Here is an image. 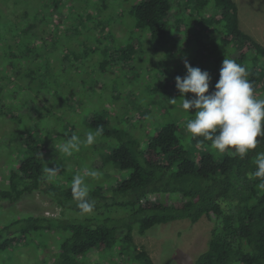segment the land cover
<instances>
[{"label": "trees", "instance_id": "16d2710c", "mask_svg": "<svg viewBox=\"0 0 264 264\" xmlns=\"http://www.w3.org/2000/svg\"><path fill=\"white\" fill-rule=\"evenodd\" d=\"M23 1L27 5L25 10L18 7ZM28 1L0 0V5L10 3L13 12H19L16 14L19 18L13 19L16 31L3 32L5 35L0 36V40L4 38L0 55L5 58L1 68L8 66L16 80L29 79L28 86L38 89V97L43 92L59 99L63 90H59L57 87L61 84L56 83L62 59L57 62L56 51L49 50L45 56L40 49L56 39L57 24L66 18L57 16V11L67 1L45 0L43 5L48 13L33 11ZM131 12L137 30L147 31L157 44L168 39L179 41L188 27L195 26L196 34L211 45L209 61L218 65L210 73L209 92L215 90L222 62L228 57L246 68L247 78L254 82L257 94L264 97V46L242 31L234 0H139ZM1 20L0 16V24ZM134 43L122 49V56L128 53L126 58L131 57L137 49ZM229 48H233V52H227ZM75 59L81 57L74 55ZM38 84L40 88H36ZM171 88L174 94L179 93L176 82ZM31 94L35 95L34 89ZM8 97L14 99L15 95ZM154 106L157 108L156 103ZM9 112L12 116L11 110ZM142 113L146 116L145 111ZM32 117L31 125L47 119L46 115L36 113ZM190 117L187 114L182 122L187 123ZM155 124L156 127L148 130L139 124L131 129L127 124L126 127L115 126L114 119L107 114H95L87 125L92 131L103 126L100 136L108 140L103 164L120 176L117 184L108 188L101 184L91 187L95 209L81 216L72 202L71 180L60 186L47 182L49 189L44 193L73 216L30 215L13 219L0 227V253L17 248L33 233L57 232L61 235V245L53 264H70L74 258L91 251L99 259L105 250L113 254L120 251L132 264H154L149 254L135 245V232L145 235L158 225L181 220L196 224L207 217L214 223L211 237L207 249L193 264H264V190L256 187L258 180H250L248 176L255 171L252 163L255 151H264V142L240 160L227 153H216L211 142L203 138L189 139L178 122ZM36 127L26 128L20 139L24 156L10 174L8 188L0 187V208L2 203L13 208L25 196L42 192L45 183L42 177L47 167L46 140L37 138L40 130L38 125ZM142 129L146 130L144 134ZM153 195L159 198L152 199ZM166 196L171 203L163 199Z\"/></svg>", "mask_w": 264, "mask_h": 264}, {"label": "rangeland", "instance_id": "374dc122", "mask_svg": "<svg viewBox=\"0 0 264 264\" xmlns=\"http://www.w3.org/2000/svg\"><path fill=\"white\" fill-rule=\"evenodd\" d=\"M44 1L29 0L28 4L33 11L44 13ZM66 1L57 11V16L66 18L57 24L56 39L40 49L45 56L49 50L56 51L57 62L59 58L62 59V66L58 67L61 68V74L56 83L61 84L57 88L63 90L59 99L43 92L38 97V89L35 88V95H32L33 89L28 86L29 79L16 80L14 71L8 66L1 68L5 58L0 55L1 188H8L10 174L24 156L20 139L26 128H37V125L40 130L37 138L46 140L44 160L47 161V166L55 168L59 165L61 169L52 182L53 185L69 183L85 166L103 173L99 180L89 179L91 187H95V184L105 187L116 185L120 176L103 164L105 153L108 152V140L99 136L92 146L82 148L71 157L63 156L59 159L53 147V138L57 143L73 133L83 138L85 132L90 130L87 121L95 114L103 113L113 118L115 126L119 127H126L127 124L132 129L131 126L139 124L141 128L148 130L156 127L155 123L160 121H175L185 130L187 123L182 121L186 120L187 114L180 107L181 94H174L171 88L177 76L183 78L187 75L185 60L192 67H198L209 74L218 68L212 60L209 61L210 43L196 34L194 25L188 27V32L181 36V40L168 39L160 44L153 42L147 31L137 30L131 9L139 0ZM234 1L238 7L242 31L264 46V0ZM20 5L18 7L21 10L26 9L25 2ZM0 8L2 36L3 32L16 31L14 20L19 18L16 17L19 12H13L10 3L7 5L6 2ZM3 40L4 38L0 40L1 46ZM134 41L137 47L135 52L129 58H126L128 53L122 56V49ZM227 52H233V48L227 49ZM74 55L81 59L74 60ZM36 88H40V85ZM8 95L15 97L13 99ZM192 97L187 96L189 99ZM173 98L177 99L175 105L169 101ZM34 109L36 112H32ZM47 109L49 112H46ZM9 110L13 113L12 116ZM35 113L46 115L47 119L31 125V118ZM144 129L141 131L143 134L146 131ZM189 144L190 141L187 142ZM47 188L49 189V185L45 181L42 192L25 196L13 208L2 203L0 227L13 219L30 215L53 218L73 216L64 212L44 193ZM151 198L158 199L159 196L153 195ZM163 199L171 201L168 196ZM213 226V221L207 217L201 218L196 224L187 220L175 221L155 226L145 235L135 232L134 242L139 249L149 254L154 264H193L207 249ZM59 236L61 235L57 232L33 233L17 248L0 253V264H53L54 255L61 245ZM93 253L91 251L74 258L70 264H132L130 259L119 254L120 251L113 254L111 250H105L99 259Z\"/></svg>", "mask_w": 264, "mask_h": 264}, {"label": "clouds", "instance_id": "9594fccd", "mask_svg": "<svg viewBox=\"0 0 264 264\" xmlns=\"http://www.w3.org/2000/svg\"><path fill=\"white\" fill-rule=\"evenodd\" d=\"M187 75L176 77V87L181 94L180 107L191 116L186 124L189 139L203 138L211 142V148L218 154L227 153L232 158L244 160L250 152L264 142V97L257 94L254 82L250 81L246 68L235 59L225 57L220 70V78L215 90L209 92L210 74L198 67H192L185 60ZM194 94L191 99L188 94ZM175 105L177 99H170ZM191 110H195L193 115ZM103 126L95 131L87 130L84 137L73 133L53 147L60 157H71L82 148L96 143L103 133ZM255 171L248 174L250 180H258L256 187L264 190V151H255L252 158ZM61 169L45 167L42 179L52 183ZM103 175L100 171L85 166L81 173L71 180V198L81 216L91 214L96 202L90 196L89 179L96 181Z\"/></svg>", "mask_w": 264, "mask_h": 264}]
</instances>
